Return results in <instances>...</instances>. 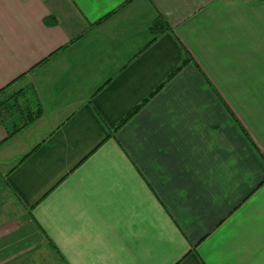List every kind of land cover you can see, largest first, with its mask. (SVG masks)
<instances>
[{
  "label": "crops",
  "instance_id": "crops-1",
  "mask_svg": "<svg viewBox=\"0 0 264 264\" xmlns=\"http://www.w3.org/2000/svg\"><path fill=\"white\" fill-rule=\"evenodd\" d=\"M13 81L0 264H264V0H0Z\"/></svg>",
  "mask_w": 264,
  "mask_h": 264
},
{
  "label": "trees",
  "instance_id": "trees-1",
  "mask_svg": "<svg viewBox=\"0 0 264 264\" xmlns=\"http://www.w3.org/2000/svg\"><path fill=\"white\" fill-rule=\"evenodd\" d=\"M110 14L105 16L108 17ZM103 18V19H104ZM168 25L163 18L156 19L151 25V33L153 34V41L158 33L168 29ZM46 61V60H45ZM190 61L188 57H185L181 65H179L176 69H174L167 80L162 83L160 86L156 88L149 96H147L140 104L135 106L127 116L119 123L117 128L125 124L128 120H130L136 113H138L144 105H146L150 99L156 95L162 87L165 85L167 81L172 79L178 72L183 69V67ZM25 75L20 76L15 81L22 79ZM11 82L7 86L0 89V117L3 113L10 117H16L19 120V124L16 126L17 129H21L22 127L34 122L42 115V107L39 103L37 96L35 94L34 88L31 85H27L18 89L17 91H11L10 87L15 82ZM21 126V127H20ZM18 129V130H19Z\"/></svg>",
  "mask_w": 264,
  "mask_h": 264
},
{
  "label": "rangeland",
  "instance_id": "rangeland-1",
  "mask_svg": "<svg viewBox=\"0 0 264 264\" xmlns=\"http://www.w3.org/2000/svg\"><path fill=\"white\" fill-rule=\"evenodd\" d=\"M7 210H10V209L4 208L3 205H2V207H0V219L2 217H6Z\"/></svg>",
  "mask_w": 264,
  "mask_h": 264
}]
</instances>
